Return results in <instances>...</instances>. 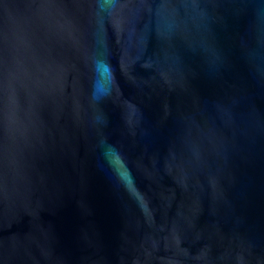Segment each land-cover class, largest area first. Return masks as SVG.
Here are the masks:
<instances>
[{"label":"water","instance_id":"95a60500","mask_svg":"<svg viewBox=\"0 0 264 264\" xmlns=\"http://www.w3.org/2000/svg\"><path fill=\"white\" fill-rule=\"evenodd\" d=\"M0 264H264V0H0Z\"/></svg>","mask_w":264,"mask_h":264},{"label":"snow or ice","instance_id":"6c2138e0","mask_svg":"<svg viewBox=\"0 0 264 264\" xmlns=\"http://www.w3.org/2000/svg\"><path fill=\"white\" fill-rule=\"evenodd\" d=\"M105 3H111L112 0H104ZM105 71H107V69H105Z\"/></svg>","mask_w":264,"mask_h":264}]
</instances>
